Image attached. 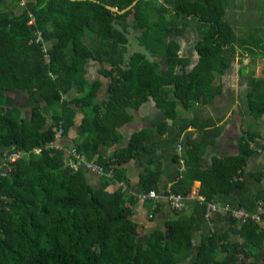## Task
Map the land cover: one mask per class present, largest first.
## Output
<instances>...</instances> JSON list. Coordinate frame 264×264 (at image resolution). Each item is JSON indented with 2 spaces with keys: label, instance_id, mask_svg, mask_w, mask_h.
Here are the masks:
<instances>
[{
  "label": "trees",
  "instance_id": "16d2710c",
  "mask_svg": "<svg viewBox=\"0 0 264 264\" xmlns=\"http://www.w3.org/2000/svg\"><path fill=\"white\" fill-rule=\"evenodd\" d=\"M135 1L0 0V148L6 149L5 159L23 154L10 174H0V264H182L180 256L192 254L193 222L187 219L170 222L169 234L157 231L140 244L139 227L131 219L135 198L123 191H95L84 167L66 165V149L58 141L69 135L76 116L84 112L76 151L108 173L114 171L113 179L105 177L107 183L123 181L126 176L119 166L147 151L157 140L154 135L165 136L168 126L162 123L155 133H136L116 160L101 158L103 146L122 141L120 128L131 122V110L152 99L171 120L180 106L201 115L198 106L224 96L219 81L231 68L227 53L234 56L240 50L241 56L264 57V39L237 36L227 20L232 0H141L125 14L108 9L123 11ZM191 21L202 38L195 45L199 63L188 72L191 59L179 56L177 38L193 27ZM132 33L144 51L128 58ZM90 62L99 63V74L109 80L103 102L97 101L103 82L87 78ZM249 86V114L258 120L264 117V76L251 78ZM13 92L36 103L30 118L8 106ZM216 124L198 130L218 135ZM61 125L64 134L57 139ZM245 134L239 154L216 161V172L224 169L238 179L243 175L254 153L250 142L257 136L251 129ZM198 142L191 140L184 156L188 169L181 184L188 190L174 194L189 193L199 180L210 202L216 199L210 190L211 171L199 166L208 142ZM152 186L143 191L150 192ZM240 186L229 183L227 192ZM197 204L204 216L206 205ZM239 234L248 248L264 238L253 221L242 225ZM226 238L206 236L189 264H239L243 246H226Z\"/></svg>",
  "mask_w": 264,
  "mask_h": 264
},
{
  "label": "crops",
  "instance_id": "0c3cea01",
  "mask_svg": "<svg viewBox=\"0 0 264 264\" xmlns=\"http://www.w3.org/2000/svg\"><path fill=\"white\" fill-rule=\"evenodd\" d=\"M88 71L87 78L89 80L103 82V86L97 94V101L107 100L109 80L101 76L98 70L96 71L97 75L94 72L91 74L89 69ZM96 76L99 78H96ZM12 102L23 111L25 118H28L26 117L27 113L30 114L29 118L32 116V109L36 103L27 98L26 95L13 92L8 96V106L12 107ZM220 103L223 102L217 98L209 106H198V109L204 111L201 115H198L200 116L198 120L196 119L198 116H196L193 109L189 111L180 106L177 110V118L171 120L151 99L139 110H131V122L120 128L122 141L119 144H110L101 148V158L108 161L110 159L116 160L117 152L126 149L136 133L142 131L155 133L162 123L168 124L165 136L157 138L154 135L153 140H157L149 145L147 151L139 153L136 158L119 166L126 179L107 183L105 176L83 169L86 170L87 182L95 191L106 190L111 193L123 191L128 196L135 198L136 203L131 205L133 211L131 219L139 227L138 241L140 244H146L150 236L157 231L169 234L170 222L187 219L193 222L190 234L194 249L191 255L185 254L186 256H184L183 254L181 256L182 264L195 262L203 239L211 235L226 236L227 238L224 240L226 246L232 243L243 246V254L240 257L239 264H262L264 262V238L262 242L255 243L254 246L248 248L245 244L246 240L239 234L242 225L246 222L244 223L238 219L236 213L245 210L264 218V117L256 120L258 127L254 129V132L257 133V136L254 137L253 142H250L254 153L243 175L239 179L237 176L230 178L226 173H223L224 169H220L218 172L215 171L216 161L238 155L240 139L246 136L245 133L248 130L242 134L243 119L240 116L237 121L231 124L227 123L226 117L228 114L225 115L226 113L223 111L226 106ZM218 104L219 107L217 108ZM220 110L223 113H220ZM45 112L49 113L47 110ZM85 117L86 114L80 111L76 116L75 126L69 135L58 141V144H62L66 149V165L76 169L83 166L78 163L72 151L76 150L79 127ZM48 118L49 124H51V113L48 114ZM212 121H215L217 123L216 127L221 129L218 135L207 136L210 131L198 130L199 126H210ZM195 122L198 124H196V128L193 125ZM250 129H253L252 124ZM191 140L199 141L198 143L208 142L204 154L200 152L203 155H199L201 157L199 166L204 170L206 169V171H211L208 176L209 179L212 177L210 190L215 193L216 199L207 202L206 197L201 193L202 184L197 180L193 183L189 193L178 194L190 198L185 201V206L182 209L176 210L171 196L175 195V190L179 192L188 190L187 186L181 184V180L188 169L184 156L188 151ZM5 151V148H0V171L4 174H10L11 171H9V167L5 163V156H3ZM198 153L196 152V155L194 154L192 157L196 158ZM149 177H151L150 180L144 184V180ZM236 181L241 182V186L227 192V185ZM152 184L150 192L143 191L145 186L151 187ZM151 192L156 194L155 198L144 197V195ZM196 203L206 205L204 216L200 215L199 206ZM210 204L214 205L216 209L209 211L208 205ZM260 230L264 231L263 227L260 226Z\"/></svg>",
  "mask_w": 264,
  "mask_h": 264
},
{
  "label": "rangeland",
  "instance_id": "374dc122",
  "mask_svg": "<svg viewBox=\"0 0 264 264\" xmlns=\"http://www.w3.org/2000/svg\"><path fill=\"white\" fill-rule=\"evenodd\" d=\"M133 20V17L129 18L130 27L133 24ZM227 20L233 25L239 38L243 40H249L250 37L264 39V0H232L227 11ZM191 23L193 27L189 28L183 37L177 38V42L181 46L179 55L191 58L192 66L190 70L198 62L195 45L202 38L201 29L195 26L193 21ZM129 38L131 39V44L129 45L128 58L137 51H144L143 48L139 47L134 33L129 35ZM227 56L231 61L232 68L224 77V96L218 99L223 102L220 103L221 105L226 106L223 111L226 113L225 115L228 114L226 117L227 123L231 124L237 121L240 116L243 119L242 134L250 129L251 124L252 131H254L258 127V122L249 114L247 93L251 87L249 86L250 79L264 76V57L253 56L252 54L232 56L230 53H227ZM101 67L97 62H90L88 69L91 74L94 72L97 75L96 71H99ZM243 69L246 70L241 73ZM96 78L99 77L96 76ZM12 107H16L13 102ZM223 111L220 110V113H223ZM29 116L30 114L27 113L26 117L29 118Z\"/></svg>",
  "mask_w": 264,
  "mask_h": 264
},
{
  "label": "built area",
  "instance_id": "2783aa9c",
  "mask_svg": "<svg viewBox=\"0 0 264 264\" xmlns=\"http://www.w3.org/2000/svg\"><path fill=\"white\" fill-rule=\"evenodd\" d=\"M63 134H64V129L61 125L59 131L57 132V139H61L63 137ZM37 152L39 153L41 151L38 150ZM72 153L75 156V158H77L78 163L81 166H83L86 170L92 171V172H97L100 175L105 176V177H109V178L113 177V172L108 173L105 170V168H103L101 165L97 164L96 162H87L86 158L84 156H81L80 154H78L75 149L72 151ZM22 157H23L22 153H13V154H10L6 157L5 163H6L7 167H9V171H11L12 165L14 163H16L17 161L21 160ZM0 174H4V173L0 171ZM144 197L155 198L156 194L154 192H151L148 195H144ZM189 198H185L182 195H178V194L171 196V200H172V202L174 204V208L176 210L182 209L185 206V201ZM211 209L215 210L216 207L214 205L210 204V205H208V210L210 211ZM236 217L238 219H240L241 221H243L244 223L245 222L247 223L249 221H253L255 223H258L264 229V218H262L261 216H257V215L248 213L245 210H240L239 212L236 213ZM262 264H264V262Z\"/></svg>",
  "mask_w": 264,
  "mask_h": 264
},
{
  "label": "water",
  "instance_id": "95a60500",
  "mask_svg": "<svg viewBox=\"0 0 264 264\" xmlns=\"http://www.w3.org/2000/svg\"><path fill=\"white\" fill-rule=\"evenodd\" d=\"M71 1H86V0H71ZM141 1V0H136L133 5H131L128 9L126 10H123V11H120L118 8L116 7H111V6H108V9H110L112 12L116 13V14H125L127 13L128 11L132 10L137 4L138 2Z\"/></svg>",
  "mask_w": 264,
  "mask_h": 264
},
{
  "label": "flooded vegetation",
  "instance_id": "af4514ba",
  "mask_svg": "<svg viewBox=\"0 0 264 264\" xmlns=\"http://www.w3.org/2000/svg\"><path fill=\"white\" fill-rule=\"evenodd\" d=\"M138 43V42H137ZM181 51V50H180ZM237 54L238 55H240L241 56V53H240V50L237 52ZM236 54V55H237ZM197 55H198V62L193 66V68L192 69H194L195 68V66H197V64L199 63V59H200V57H199V54L197 53ZM180 56V55H179ZM181 57V56H180ZM186 58H190V57H186ZM191 59V58H190ZM192 66V62L190 63V66L189 67H187V71L188 72H190L191 70H190V67ZM230 66H231V68H232V64L230 63ZM231 68L229 69V70H227V72L224 74V76H222L221 77V80L219 81V83L221 82V85L223 86V82H224V77L228 74V72L231 70ZM244 70H246V69H243V70H241V73H243V71ZM181 72V71H180ZM223 89H224V86H223ZM225 90V89H224ZM223 90V91H224Z\"/></svg>",
  "mask_w": 264,
  "mask_h": 264
},
{
  "label": "clouds",
  "instance_id": "9594fccd",
  "mask_svg": "<svg viewBox=\"0 0 264 264\" xmlns=\"http://www.w3.org/2000/svg\"><path fill=\"white\" fill-rule=\"evenodd\" d=\"M114 177V176H113ZM113 177H112V179H113Z\"/></svg>",
  "mask_w": 264,
  "mask_h": 264
}]
</instances>
